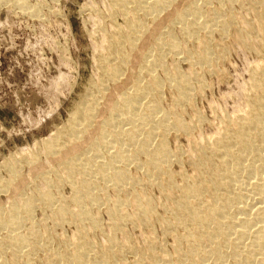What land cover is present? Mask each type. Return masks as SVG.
Instances as JSON below:
<instances>
[{
	"label": "bare ground",
	"instance_id": "1",
	"mask_svg": "<svg viewBox=\"0 0 264 264\" xmlns=\"http://www.w3.org/2000/svg\"><path fill=\"white\" fill-rule=\"evenodd\" d=\"M174 1L178 0H108L109 16L120 13L126 24L123 28L118 29V27L117 30L115 28L117 26L113 27L115 25L113 24L112 28L115 29L111 35L110 31L105 32L108 35H104L106 40L102 43L105 44L106 50L104 47L103 49L110 56L101 58L99 69L101 68L103 73L108 72L111 81L124 75L122 64L127 65L120 62L127 56L118 57L115 49L118 47L122 49L125 43L127 46L130 43L131 48L138 39H143L148 34L147 25L152 24V22L148 23L149 20L147 21L150 16L152 21L156 22L155 26L152 25L154 28L149 31L154 41L150 48L147 46L142 48L138 65L140 70L146 68L149 75L145 77L146 80L143 82L145 84L138 76L123 82V87L131 85L121 93L118 92L119 95L114 100L111 92L102 96L106 101L105 104L101 99L105 104L102 107L106 106L111 115L110 117L106 115V119L100 120L104 118L103 114V117L98 119L100 121H94L96 134L95 131L90 133V130L89 132V125L81 130L82 128L78 126L82 123L77 119L72 121L73 124L69 129L74 134L69 132L70 137L84 139L88 132L92 137L86 144L83 143L85 144L82 145L83 147L79 145V148L83 149H80V152L76 151L78 155L71 156L70 161L60 152L62 155L60 158L63 159L62 162H65L63 167L66 170L63 168L60 170L62 166L59 163L58 168L56 164V169L51 171L55 180L51 179L52 177L49 176L51 173L47 171L49 175L47 174L44 177L45 180L43 179L44 182L46 181V186L35 190L36 194L24 193L26 188L24 180L26 179H22L24 175L20 177L21 170L19 172L15 169L18 165L13 164L10 171L8 168V173H11L9 183L21 178L24 183L21 179L20 183H23L24 189L21 187L22 192L17 187L16 197L9 202L8 209L5 205H0V232L5 231L0 237V258L6 252L11 255L9 260L2 258L0 264H39L40 256L37 253L41 252L40 250L46 255L43 259L46 264H264V0H248L249 3H253L251 13L256 21L252 22V19L240 17L242 19L240 25L242 23L245 27L239 28L236 35L234 32V37L232 32L238 24V17L236 13H226L224 0H217L220 4L217 9L210 7L212 0H201L204 6L200 5L198 0H188V2L185 0L186 4L183 9L175 7L167 12L165 21L168 30L163 26L165 31H162L163 29H160L162 22L158 20L159 15L165 9L171 8ZM226 1L231 4V7L235 4L240 6L247 4L246 0ZM24 3L22 6L26 5ZM23 7L34 10V5ZM176 26H179L186 39L199 42V51L194 53L184 49L183 42L173 32ZM214 34H218L221 40L229 39L231 34L235 42L249 48L251 40L258 39L259 43L256 46L259 49L260 60L251 69L250 92L246 95L244 105L246 107L242 106L246 108L245 113L240 112L241 114L238 113V117L234 118L230 116L231 119L223 118L217 135L207 138L204 143L200 141L201 146L200 144L195 148L192 146L194 149L192 157L189 161L185 157L194 169L192 175L183 173V171L175 174L171 166L174 162L182 161L181 153L171 151L166 144V138L170 130L193 134L191 125L187 124L178 112L179 108L190 102L197 81H194L195 77L182 74L175 62L171 66L172 69L170 68L171 72L166 73L167 75L163 78L159 77L155 71L159 67L165 68L163 62L168 53L172 54L171 59L178 61V57L183 52L191 63L217 71L219 68L217 64L226 56L227 47L221 44L224 42L221 40L219 41L221 43L217 45L214 42ZM251 44L255 46L253 42ZM221 45L224 47L221 48ZM127 46L124 48L127 49ZM146 48H148V53L145 51ZM119 49H117L118 52ZM127 50L129 51V48ZM123 51L126 52L125 49ZM150 53L157 54V57L151 60ZM107 63L112 64L108 67ZM130 64L132 65V62ZM114 82L117 81L114 80ZM166 83L176 89L179 108L167 110L162 108L160 97ZM97 89L103 91L99 85ZM97 89L95 87L94 92ZM83 100L85 101L80 104H83L81 112L84 117L83 119L78 117L82 120L87 119L86 115L95 114L96 105L100 99L92 93L90 96H85ZM73 111L71 113H74ZM79 115L81 116L80 113ZM86 123L84 125L89 124ZM158 137L159 141L156 140ZM73 138L70 139L73 140ZM53 140L51 141L53 144L49 141L47 143L50 145L45 143L46 146H43L48 147V153L51 154L59 148ZM72 140L70 142L74 143ZM194 140L192 143L196 146ZM64 144H66L65 141ZM75 147L78 148V145ZM67 153L66 156L69 155V152ZM33 157L37 158L35 154ZM131 165H136L137 168H142L141 170L144 169L146 177L142 180L132 175ZM46 166L49 168L48 165ZM178 177L182 179L180 184L176 182ZM36 178L38 180V177ZM0 180L3 182L2 179ZM2 182H0V187L3 189L6 183ZM64 182L70 183L72 187L71 201L68 199L70 203L72 202V207L67 202V198L56 196L52 191ZM18 183L19 186L20 183ZM8 184L7 188L10 185ZM147 184H152L161 190L160 204L147 190H142ZM27 185L29 186V183ZM15 187L13 186L14 189ZM110 189L114 191L112 195ZM11 191L14 193V190ZM103 197L106 201L112 200L110 207L113 208L109 209L110 213L107 211L110 214L109 230L103 225L99 214L94 212V206L99 207L100 203L105 201ZM40 202L46 206L45 208L54 207L50 209L51 213L48 215V218L55 223L54 225H59L60 222L66 220L78 225L77 231L71 238L63 237L64 240H60L61 250L52 248V243L50 246L49 238L51 237H46L45 233L47 231L48 234H52V228H49L48 223L45 221L46 224H44L41 221L42 229H37L35 223L38 222L34 223V206ZM132 205L136 207L137 212H133V215L127 214V207ZM158 205H165L170 215L168 217L158 215ZM133 221L147 228L151 227L155 221L160 222L165 234L174 237V245L172 244L174 253L168 252L165 245L149 233V235L146 234L147 238L145 235L144 244L138 245L132 241L122 243L118 239V234H124V237L126 235L124 224ZM94 231L103 233L105 238L103 244L89 238L90 233ZM42 232L45 234L44 238H41ZM126 254H132L133 260L125 259Z\"/></svg>",
	"mask_w": 264,
	"mask_h": 264
},
{
	"label": "rangeland",
	"instance_id": "2",
	"mask_svg": "<svg viewBox=\"0 0 264 264\" xmlns=\"http://www.w3.org/2000/svg\"><path fill=\"white\" fill-rule=\"evenodd\" d=\"M24 1L26 3H24ZM198 1L200 5L204 6L201 0ZM246 1L247 4L245 6L235 4V7H231V4H229V2L226 0L223 2L226 13H236L238 17V24L233 30V34L231 33L233 37L236 35V31L239 28L245 27L242 23L240 25V20H242L240 17L248 20L252 19V22L254 20L256 21V19L253 17V14L251 13L253 3H249L250 0ZM23 3L26 5H34L35 11L33 8H24L23 6L26 5L22 6ZM185 4V0L174 1L171 8L167 10L165 9L161 12L162 14L159 15L158 20L162 22L160 28L161 30L163 29L162 31H165V29L168 30V27L166 26L167 22L165 21L167 12L175 7H178L179 9L182 7L181 9H183ZM108 5V0H0V179H2L3 182L5 181L6 185L11 181V178L9 181L11 173L9 174L8 172L10 171L13 164L14 166L18 165L15 169H18L19 172L21 170L20 177L24 175L22 176V179H26L24 180L26 184V186H24L26 187L25 189L22 185L24 182L21 178L20 179L23 183H20V179H17L21 185L16 180H12L14 183H9L10 185L8 184L10 188L9 186L7 188V186L4 185L3 191V189L0 187V201L3 203L2 204L0 202V205H5L7 208L5 206L3 207L6 209L9 208V206H7L9 205V202H11L16 197L15 193L17 191V187H19L18 189H21L20 191L22 192L23 188L25 191L24 193L27 194H32V192L33 194H36L35 190L45 188L46 181L44 182V177L47 176L48 172L50 171L51 175H48L52 177L53 173L51 171L56 169V164V167H60V165L62 166L60 170L64 169L63 166H65V162H62L63 159L61 160L60 157L65 155L66 159L70 161L72 158L71 156L76 157L78 155L77 152H80L81 147L79 148V145H85L89 141L90 137H92L90 133H93L94 131L95 134L97 133V130H95L94 127L96 124L94 121L98 122L110 117L111 115L109 110L107 111L106 106L102 107L106 104V101L103 100L102 96L111 92L113 94L112 99H116L119 95L118 92L121 93V91L126 89V87L129 88V85H131L129 84L126 87H123V82L130 81L134 78V76L135 78L138 76L142 83L145 82L144 80L147 78L146 75L148 74V71L146 68L144 70H140L138 65L139 60L141 59L140 56L142 55V48L144 46L150 48V46L153 44L154 37L152 39V36L149 35V31L154 28L153 26H155L156 22L154 23L150 16L148 17V23L152 22V24H148L149 26L147 25V27H149V29H146L148 31V37L146 35L143 37V39H138L136 41L137 43L134 46H131V48L129 42L128 46L125 43L123 46H127L129 51L124 47H122V49L121 47H118L117 49L120 48L119 52L117 49H115L118 57L121 58V56H127V58L120 62L121 64L122 62L126 63L127 66L122 64V66L124 65V75L122 74L120 77L115 78L114 80L117 82H114V80L111 81V79H109L110 74L108 75V72H105V74L101 68L99 69L101 64L99 61H101V58H107L109 55V53L103 49L104 47L106 50L105 44H103L106 40L104 35H106L107 33L105 32L108 31H110V33H108L111 35L114 32L113 29L115 28L116 30L118 27V29L123 28V25L126 24V22L124 19H122V14L120 13H115L112 17H110L108 14ZM219 5V1L212 0L210 7L217 9ZM28 9L31 11H28ZM112 25L113 27H117L112 28ZM173 32H175L174 34L178 36L183 42L182 44L186 51H192L195 53L200 50V46L198 45L199 42L196 40L194 41L193 39H186L182 35L179 26H176V29H174ZM231 34L229 39L226 38L224 40H221V37L218 34H214L213 36L214 42L217 45L224 41L221 44L228 48H226V56L217 64L219 65L217 71H211L208 69V67H202L199 64H197V66L196 63H191V61L185 57L187 55L184 54V52L180 54L182 57H178V61H175L172 58L173 62L170 58V56L172 57V54L170 53V55L168 53L164 58L165 63L163 62L165 68L159 67L156 69L157 71H155L159 77L163 78L165 75H167L166 73L171 72V66L176 63L182 74L189 77H195L194 81H197L193 89L194 93H192L190 102L184 104V106L181 108L178 107L179 97L177 95L176 89L171 87V85H168L167 83L165 84L162 91L163 94L161 93L160 97V104L163 106L162 108L164 110L178 107L180 109L178 113L182 116V119L187 124L191 125V128H193V131L191 130L193 134L190 133V135L185 133V131L180 130H170V134H167L168 137L166 138V144H168V147L171 149V151H178L181 153V156H179L180 159L182 158V161L174 162L171 166L175 174H178L179 171H183V173L192 175L194 173V169L188 164L189 158L192 157L194 151L192 146L194 148L198 147L199 144L201 142L204 143L207 138L217 135L219 130L218 128L221 126V123H223V118L229 117V119H231L230 116L234 118L238 117V115L241 114L240 112L245 113L244 110L246 108L244 107L246 106L244 105L246 104V95L248 92H250V76L252 73L251 69H253L255 64L260 60V54L258 53L259 49H257L256 46L258 45L259 41L258 39H255L258 42L251 40V43L253 42L255 46L250 43L249 48L241 45V43L235 42L233 37L231 38ZM220 40L221 42H219ZM224 46L221 45V48ZM123 48L125 51H127L124 52ZM148 48L145 49L147 53ZM99 50L102 53H100ZM127 54L132 56L130 57ZM156 57L157 54L154 53L151 54L152 59L150 57L149 59L153 60ZM131 62L132 65H129ZM111 64L107 63L108 67H110ZM197 70H199L198 73H195ZM160 74H163V76ZM98 85L100 89L103 88L101 89L103 91L99 90L101 93L97 89ZM95 87L97 91L95 90L94 92L93 89H95ZM89 89H92L91 91L93 92H91ZM92 93L97 96V99H100L98 100L99 103L96 105V112L93 115H86L87 119L82 120V117L84 116H82L83 113L81 112V106H83V104L80 103L85 101L83 100L85 99V96H90ZM101 99L105 104L102 103ZM100 104L101 106H99ZM103 109H105V111ZM72 111L75 114L71 113ZM103 114L104 118H102ZM106 115L107 117H105ZM78 117H81L82 119H79ZM99 118L102 119L98 120ZM76 119L78 122L82 123L81 126H78V128H82H80L81 130H84V127H88V125L90 127L89 132L90 130L91 132H88L84 139H76L74 136L70 137V133L72 134L73 132L69 128L73 124L72 121H76ZM85 123L87 125H84ZM91 126H93V128ZM95 134H93V136H96ZM63 135L65 137L67 136V138H65ZM70 138H73L75 144L70 142L72 140ZM66 139L68 140L66 141ZM159 139V137L156 138L157 141H159ZM192 139L194 140V143L197 144L196 146L193 145ZM52 140L57 143L56 147H59L56 149L54 154L48 153V147H43L45 143L48 144L47 142L49 141L51 143ZM156 140H154V143H156ZM64 141L66 144H64ZM51 144H53V142ZM77 145L79 149L75 147ZM62 148L64 150H62ZM68 149L69 151H67ZM66 151L69 152V155L67 156L66 154L68 153ZM34 154L37 156V158L33 157ZM185 157L188 158V161ZM55 159L58 160L56 161ZM27 161H29L31 165ZM46 161H48L49 164L48 162L46 163ZM10 163H12V165ZM46 165H48L51 169H49ZM35 166L38 168L36 167L35 169ZM141 169L137 168L136 165L130 166L132 175L136 176L137 178L144 179V177H146V175H144L145 171H143L144 169ZM64 170H66V168ZM34 175L38 177V180ZM51 179L55 180V177H52ZM180 179L181 178L178 177V181H176L177 184L182 183V179ZM0 182L2 181L0 180ZM28 183L29 186L27 185ZM64 183H60L57 186L58 188L55 187L52 189V191L56 194V196H62L63 198L65 197L64 199L67 198V202L70 203V198L73 194L72 187L69 185L70 183ZM13 186H16L15 189ZM11 190H14V193ZM142 190H147L153 197L157 199L158 204L161 203V190H159L158 187L152 184H147V186L142 188ZM109 191L111 195L114 192L111 189ZM102 199L105 201L100 203V208L98 206H94V212L96 211L95 213L99 214L103 225L109 230L108 226L110 224V214H108V212L110 213V210L113 208L110 207L112 200H110L111 202L109 200L106 201L105 197ZM71 204L72 202L70 203V206ZM34 207V223L38 222L41 225L39 226L38 223H35L37 225V229H42L43 227L41 223L46 224L47 222L49 228H52V236L48 234L47 231L45 232L46 237H51L49 238L50 246L53 244L51 246L52 248L61 250L62 239L64 240L65 237L71 238L77 231L78 225L75 222H69L70 220H66L67 222H60L59 225H54L55 223L52 222L53 220L48 218V215L51 213L50 209L54 208L53 206H48L49 208H45L46 206L40 202ZM127 211V214L132 215L133 212H137L136 207H133V205L128 206ZM157 213L162 217L165 215L168 217L170 215L165 205H158ZM44 216H46L47 219ZM124 225L127 236L125 235L123 237L124 234H118V239L122 241V243L132 241L138 245L144 244L145 239L147 238L146 234L149 233L153 234L154 237H156L163 245H165V249L168 252L172 254L174 253V237L172 238L171 235L165 234L163 225L160 222L155 221L153 225L148 228L144 227L143 225L140 226V223H137L136 221L128 222ZM3 231L0 232V237L2 234H4L5 231ZM42 235L43 236H41V238H44V232H42ZM102 236L103 233L94 231L90 233L89 238L95 240L99 244H103L105 238ZM40 251L41 252L37 253V255L40 256L39 261H37L39 264L40 262L41 264H46L43 260L45 259L46 255L44 251ZM1 256L4 260H9L11 257V255L7 252L5 254L3 253ZM133 257L134 256L132 254L125 255V259L129 261L133 260ZM2 258H0V261Z\"/></svg>",
	"mask_w": 264,
	"mask_h": 264
}]
</instances>
